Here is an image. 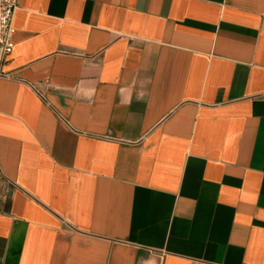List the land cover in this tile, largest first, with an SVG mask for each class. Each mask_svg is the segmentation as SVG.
I'll use <instances>...</instances> for the list:
<instances>
[{
	"label": "crops",
	"instance_id": "0c3cea01",
	"mask_svg": "<svg viewBox=\"0 0 264 264\" xmlns=\"http://www.w3.org/2000/svg\"><path fill=\"white\" fill-rule=\"evenodd\" d=\"M0 59V264H264V0H18Z\"/></svg>",
	"mask_w": 264,
	"mask_h": 264
},
{
	"label": "built area",
	"instance_id": "2783aa9c",
	"mask_svg": "<svg viewBox=\"0 0 264 264\" xmlns=\"http://www.w3.org/2000/svg\"><path fill=\"white\" fill-rule=\"evenodd\" d=\"M18 0H0V59L8 57L14 49V15Z\"/></svg>",
	"mask_w": 264,
	"mask_h": 264
}]
</instances>
